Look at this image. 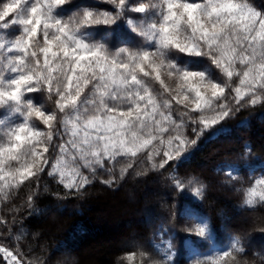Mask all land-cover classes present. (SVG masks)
I'll return each instance as SVG.
<instances>
[{"label": "snow or ice", "instance_id": "snow-or-ice-1", "mask_svg": "<svg viewBox=\"0 0 264 264\" xmlns=\"http://www.w3.org/2000/svg\"><path fill=\"white\" fill-rule=\"evenodd\" d=\"M103 2L112 10L86 6L66 16L71 0H0V32H20L0 42V108L7 112L0 120V172L8 168L13 180L18 175V184L38 180L50 167L48 175H59L58 183L70 191L80 192L91 183L81 169L93 176L110 175L112 179L103 182L111 185L120 158L134 161L157 141L163 146V159L152 168L163 169L186 158L205 132L241 108L264 103V12L247 0H149L138 6H130V0ZM132 13L143 15L136 19ZM119 24L143 43L112 51L92 39L93 30ZM205 58L220 76L207 66L194 70ZM163 75L176 80L174 90ZM234 77H239V85L231 88ZM150 80L159 82L161 91ZM38 93L54 99L55 108L35 103L33 94ZM174 104L185 111L175 113ZM189 126H194L196 139L189 140ZM56 149L57 162L52 163L49 155ZM65 157L83 163L65 172L59 167L67 163ZM148 159L154 160L152 152ZM12 162L20 167L12 169ZM133 167L134 162L121 168V178ZM261 171L250 187L237 189L243 206L264 203ZM227 175L234 183L240 180L235 166ZM172 180L180 190L193 183ZM203 194V185L193 189L195 197ZM167 231L161 227L159 234L163 237ZM186 231L207 238L210 228L206 219H197ZM225 247L228 250L196 253L204 257L197 264H229L234 253H244L238 237ZM157 248L163 264H174L170 241L162 239ZM0 251L16 261L6 249Z\"/></svg>", "mask_w": 264, "mask_h": 264}, {"label": "trees", "instance_id": "trees-1", "mask_svg": "<svg viewBox=\"0 0 264 264\" xmlns=\"http://www.w3.org/2000/svg\"><path fill=\"white\" fill-rule=\"evenodd\" d=\"M148 2L130 0V6ZM247 2L256 11L264 12V0ZM71 5L66 16L86 6L112 10V6L103 0H71ZM130 15L140 19L143 14ZM0 33L4 42L20 35L19 31L8 35ZM92 39L112 51L121 47L135 48L143 43L142 38L125 24L101 26L93 30ZM39 40L43 46V37L40 36ZM205 66L216 76L221 75L206 58L199 66H194V70H202ZM237 67L240 68L239 65ZM240 70L243 71L242 68ZM162 78L170 89L176 88L175 79L167 75ZM149 83L156 91H161L159 82L150 80ZM238 85L239 77H234L230 87ZM33 99L49 110L55 108L54 99H49L46 93L33 94ZM228 103L234 105L231 99ZM183 111V105L174 104L175 113ZM6 114L4 112L3 115ZM208 115L211 117L213 113ZM35 123L44 129L38 120ZM192 127L185 130L189 140L196 139ZM54 143L59 144V139ZM156 149H160L159 155H155ZM148 152L154 154V160L148 159ZM57 158L58 149L49 155L52 163H56ZM162 159L163 146L158 141L138 154L134 161L132 158H120L116 165V180L111 185L103 182L112 179L110 175L97 172L93 176L89 170L81 169L89 175L91 183L80 192L70 191L58 183L59 175L50 177V167L38 180L22 184L17 183L18 175L13 180L7 175L10 170L5 168L0 172V177H7L0 179V245L11 250L21 264H163V254L157 248L163 239L172 244L174 264H197V260L204 257H197L196 253H207L213 248L226 251L228 248L225 246H230L232 238L238 237L244 253H234L235 258L229 264H264V203L243 206V194L237 191L241 187H250L264 170V103L243 107L205 132L182 161H172L163 169H153L152 164L158 165ZM65 160L66 164L59 165L65 172L83 163L78 160L74 163L71 157H65ZM133 162L134 167L121 178L120 169ZM233 166L240 177L235 183L227 175ZM11 167L15 169L20 164L12 162ZM172 177L185 185L189 180L193 183L180 190L175 187ZM201 185L204 186V194L202 198L195 197L193 189ZM127 189L131 194L145 195L150 191L151 195L129 204L123 198ZM160 194H164L162 198ZM113 204L129 214L140 213L137 219L129 218L131 227L124 228L122 222L116 226V223L105 224L106 221L97 216L99 208H111ZM110 210L111 214L115 213ZM115 218V222L121 220V216ZM197 219L207 220L210 228L207 238L187 233L186 229ZM161 227L168 230L163 237L159 234ZM129 240L132 243L123 244ZM145 253L147 256L142 255ZM129 254H132L131 260L128 259ZM0 264H6L2 254Z\"/></svg>", "mask_w": 264, "mask_h": 264}, {"label": "rangeland", "instance_id": "rangeland-1", "mask_svg": "<svg viewBox=\"0 0 264 264\" xmlns=\"http://www.w3.org/2000/svg\"><path fill=\"white\" fill-rule=\"evenodd\" d=\"M0 42H4V38H3V35L1 33H0ZM0 110L2 111L0 114V120H2L5 117V115H3V114H4V112H6V110L3 108H0ZM138 194L136 195V194H134V192H133V194H131L130 190L127 189L124 192L123 198H124L125 202H128L129 204H133V201H135L136 199H141V200L143 199L144 200L146 197L151 195V192L146 191L145 195H138ZM163 195L164 194H160V197L162 198ZM110 209H113L115 213L111 214ZM147 213H149V212H147ZM97 214H98L97 216H99L102 220L106 221V223L104 222L105 224L116 223L115 224V226H116V225H118L117 224L118 222H122L124 228L131 227L132 224H131V220L129 218L132 217V218L137 219L138 215H140V213L138 211L137 212H130V214H129L126 212V210H121L120 208H117L116 206H114V204H113V207H111V208H110V206H108V207L104 206L102 208H99V210L97 211ZM116 216H121V220L120 221L118 220L115 222ZM104 226L105 225H103V227ZM106 227H108V226H106ZM124 243H132V242L129 240V241L123 242V244ZM0 249H6V248H4L3 246L0 245ZM6 250H7V252H10L12 254V256L16 257V261H13L11 256H7L4 251H0V254H2V256L5 255L10 264H16L17 261L19 262V264H21V261L18 259V257L11 250H9V249H6ZM4 262H6V261L4 260Z\"/></svg>", "mask_w": 264, "mask_h": 264}, {"label": "water", "instance_id": "water-1", "mask_svg": "<svg viewBox=\"0 0 264 264\" xmlns=\"http://www.w3.org/2000/svg\"><path fill=\"white\" fill-rule=\"evenodd\" d=\"M3 258L6 260V257L5 256H3ZM7 264H10L8 260H7Z\"/></svg>", "mask_w": 264, "mask_h": 264}]
</instances>
